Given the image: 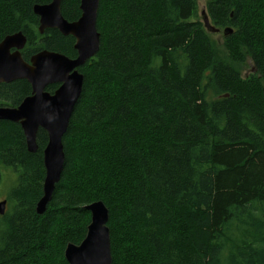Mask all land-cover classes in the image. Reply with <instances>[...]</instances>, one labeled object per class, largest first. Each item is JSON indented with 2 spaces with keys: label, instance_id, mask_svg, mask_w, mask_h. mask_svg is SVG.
Segmentation results:
<instances>
[{
  "label": "trees",
  "instance_id": "1",
  "mask_svg": "<svg viewBox=\"0 0 264 264\" xmlns=\"http://www.w3.org/2000/svg\"><path fill=\"white\" fill-rule=\"evenodd\" d=\"M48 1L0 0V40L21 30L27 59L43 48L74 57L71 36L37 33L32 6ZM61 1L65 19L80 16V0ZM197 2L100 0L99 50L78 68L64 166L42 214L47 134L30 152L19 123L0 121V183L8 170L14 180L0 264H68L95 201L109 209L112 264H264V0H206L221 41ZM247 61L254 72L242 77ZM30 92L24 79L1 83L0 106Z\"/></svg>",
  "mask_w": 264,
  "mask_h": 264
},
{
  "label": "water",
  "instance_id": "2",
  "mask_svg": "<svg viewBox=\"0 0 264 264\" xmlns=\"http://www.w3.org/2000/svg\"><path fill=\"white\" fill-rule=\"evenodd\" d=\"M99 2L100 0H80V17L72 22L60 14L61 0L33 5V13L39 18L40 33L45 28H56L61 34L74 37V49L77 52L74 60L61 53L43 50L34 54L29 62H25L20 53L25 46L21 33L7 35L0 41V82L24 78L32 86V95L26 97L18 107H0V121L20 123L30 152L37 150L36 137L39 129L46 131L48 135V143L44 149L42 196L36 204L38 214L46 210L64 166L62 138L81 95L84 80V76L74 69L99 50L100 34L96 29ZM202 18L209 31H218L216 27L209 25L204 11ZM231 32L232 29L226 27L223 33L227 35ZM52 82L60 85L50 94L44 88ZM4 209L5 201H2L0 214L4 213ZM85 209L90 212L85 237L79 244L68 243L64 249V257L68 264H112L110 230L107 225L109 209L102 201L87 204Z\"/></svg>",
  "mask_w": 264,
  "mask_h": 264
},
{
  "label": "bare ground",
  "instance_id": "3",
  "mask_svg": "<svg viewBox=\"0 0 264 264\" xmlns=\"http://www.w3.org/2000/svg\"><path fill=\"white\" fill-rule=\"evenodd\" d=\"M41 5V4H40ZM79 5H80V3H79ZM80 9V8H79ZM203 11L205 12V14H206V16L208 17V15H207V13H206V11L204 10V9H202L201 11H200V14H201V20H202V22H203V25H204V27H205V29L208 31V32H211V31H209V29L207 28V26L204 24V21H203ZM60 14H61V12H60ZM208 20H209V17H208ZM209 25H213V24H211V22H210V20H209ZM214 26V25H213ZM215 27V26H214ZM217 28V27H216ZM226 28V27H225ZM225 28H223L222 29V33L224 32V29ZM230 28V27H229ZM96 29H97V27H96ZM218 29V31L217 32H211V33H218V32H220V29L219 28H217ZM15 33H18V32H15ZM15 33H12V34H15ZM19 33H21L22 35H23V37H24V39H25V42L24 43H26V36L22 33V32H20L19 31ZM232 33V32H231ZM231 33H229V34H231ZM12 34H7V35H12ZM7 35H5V36H7ZM223 35H224V33H223ZM228 35V34H227ZM5 36L2 38V40L5 38ZM1 40V41H2ZM43 50H41V51H39V52H37L36 54H38V53H40V52H42ZM47 52H51V53H57V54H59L58 52H53V51H48V50H46ZM33 56V55H32ZM31 56V57H32ZM77 56V55H76ZM76 56L75 57H68L70 60H74V59H76ZM83 65V64H82ZM82 65H80V66H82ZM80 66H78V67H80ZM78 67H76L74 70H76L79 74H81L82 75V73H80L79 71H78ZM252 72H254V69H252L251 70ZM20 78H18V79H15V80H19ZM22 79H24V78H22ZM15 80H12V81H15ZM24 80H26L28 83H29V85H30V87H31V92H30V95H28V96H26V97H29V96H31L32 95V86H31V84H30V82L27 80V79H24ZM12 81H9V82H12ZM9 82H6V81H1L0 82V84L1 83H9ZM53 83H56V82H52V83H49V84H53ZM49 84H47L46 86H45V88H44V90L46 89V87L49 85ZM60 85V84H59ZM59 87V86H58ZM58 88H56L55 90H57ZM46 91V90H45ZM48 92V91H47ZM48 93H50V92H48ZM50 94H52V93H50ZM225 96H227V94H225ZM25 97V98H26ZM25 98H23V100L25 99ZM22 100V101H23ZM22 101L19 103V105L22 103ZM19 105H17L16 107H18ZM0 107H3V106H0ZM4 107H9V108H15V107H13V106H4ZM7 121H9V120H7ZM11 122H13V121H11ZM15 123H19V122H15ZM19 125H20V123H19ZM20 127H21V125H20ZM21 129H22V127H21ZM22 131H23V129H22ZM46 132V131H45ZM47 134V133H46ZM23 135H24V131H23ZM24 138H25V135H24ZM37 139V138H36ZM25 143H26V147H27V150H28V145H27V141H26V138H25ZM47 143H48V135H47V142H46V145H47ZM36 144H37V141H36ZM63 144V143H62ZM46 145H45V147H46ZM38 146V145H37ZM45 147H44V149H45ZM38 148V147H37ZM44 149H43V161H44V157H45V153H44ZM29 151V150H28ZM36 151V150H35ZM63 151H64V149H63ZM34 152V151H33ZM64 156H65V154H64ZM44 176H45V169H44ZM43 180H44V178H43ZM42 185H43V182H42ZM42 196V195H41ZM41 198V197H40ZM39 198V199H40ZM38 199V200H39ZM2 201H5V209H6V199H2V200H0V202H2ZM38 202V201H37ZM37 204V203H36ZM5 209H4V211H5ZM35 210H36V207H35ZM4 214V213H3ZM0 215H2V214H0Z\"/></svg>",
  "mask_w": 264,
  "mask_h": 264
},
{
  "label": "rangeland",
  "instance_id": "4",
  "mask_svg": "<svg viewBox=\"0 0 264 264\" xmlns=\"http://www.w3.org/2000/svg\"><path fill=\"white\" fill-rule=\"evenodd\" d=\"M197 1H198L197 2L198 3V11L200 13V10L203 9L204 6H205L206 0H197ZM212 36L216 40H219V41L222 40V34L221 33H213ZM246 64L247 65L246 66L244 65L242 67V69H241V75H242V77H248L250 75V72H251V67H253V66H251L252 64H251L250 61H247ZM10 175H12V172L10 170H8L6 177H7V179L9 181L6 178H3V180L0 183V200H2V199L5 198L6 193L8 194L7 189H8V187L10 188V186H11L9 184H10V182L13 183V181H14L13 178L10 179ZM7 209H8V207L6 208V210Z\"/></svg>",
  "mask_w": 264,
  "mask_h": 264
},
{
  "label": "flooded vegetation",
  "instance_id": "5",
  "mask_svg": "<svg viewBox=\"0 0 264 264\" xmlns=\"http://www.w3.org/2000/svg\"><path fill=\"white\" fill-rule=\"evenodd\" d=\"M51 2V0H49L48 2H44V3H35V4H41V5H43V4H48V3H50ZM62 2V1H61ZM79 3H80V1H79ZM34 4V5H35ZM80 10V9H79ZM32 11H33V6H32ZM60 12H61V4H60ZM80 14H81V11H80ZM35 15V14H34ZM61 15H62V13H61ZM36 16V15H35ZM37 17V25H36V30H37V33L41 36V35H44V33H45V31L46 30H48V29H56V28H45L44 29V31H43V33H40V31H39V18H38V16H36ZM80 17V16H79ZM78 17V18H79ZM77 18V19H78ZM77 19H75V20H77ZM67 20V19H66ZM75 20H73V21H75ZM68 21V20H67ZM69 22H72V21H69ZM56 30H58V29H56ZM22 32L23 34H24V32L23 31H21V30H18V31H15V32ZM59 31V30H58ZM15 32H12V33H15ZM12 33H10V34H12ZM25 35V34H24ZM26 36V35H25ZM40 36H37V38L38 39H41V37ZM68 36H71V35H68ZM73 39H74V37L73 36H71ZM2 40V39H1ZM0 40V41H1ZM26 42H27V37H26ZM74 43H75V39H74V42H73V48H74ZM28 45V44H27ZM27 45H26V43H25V46L23 47V49H21L20 50V53H21V56H22V58H23V60L25 61V62H29L30 61V58H31V56L32 55H34V54H36L37 52H39V51H41V50H48V49H45V48H43V49H39V50H37V51H35L34 53H32L29 57H28V59H27V57H26V55H25V48L27 47ZM75 50V49H74ZM11 51H14V49H12ZM48 51H53V50H48ZM76 51V50H75ZM53 52H58V51H53ZM58 53H61V52H58ZM61 54H63V53H61ZM65 55V54H64ZM76 55H77V52H76ZM75 55V56H76ZM67 56V55H66ZM74 56V57H75ZM68 57H70V56H68ZM72 58V57H71ZM79 68V67H78ZM79 71V70H78ZM80 72V71H79ZM81 73V72H80ZM49 85H55V87L52 89V90H47V88L45 89L46 91H48V92H50V93H53L54 91H55V89L56 88H58V86H59V83H53V84H49ZM30 95V94H29ZM28 96V95H27ZM19 105V104H18ZM14 107H16V106H14ZM39 131V130H38ZM44 131V130H43ZM45 132V131H44ZM46 133V132H45ZM37 134H38V132H37ZM37 138V137H36Z\"/></svg>",
  "mask_w": 264,
  "mask_h": 264
}]
</instances>
